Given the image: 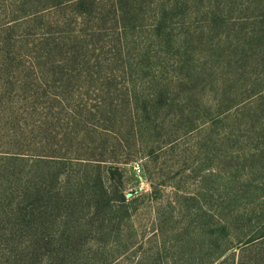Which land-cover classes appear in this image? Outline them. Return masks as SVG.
I'll return each mask as SVG.
<instances>
[{"label":"rangeland","instance_id":"1","mask_svg":"<svg viewBox=\"0 0 264 264\" xmlns=\"http://www.w3.org/2000/svg\"><path fill=\"white\" fill-rule=\"evenodd\" d=\"M120 1L0 0V264H264V0Z\"/></svg>","mask_w":264,"mask_h":264},{"label":"trees","instance_id":"2","mask_svg":"<svg viewBox=\"0 0 264 264\" xmlns=\"http://www.w3.org/2000/svg\"><path fill=\"white\" fill-rule=\"evenodd\" d=\"M120 2L123 3V4H126V1H125V0H124V1H120ZM96 182H98L99 189H102V191H103V189H104V191H105V187L103 186V181L101 180L100 177H98V179H97ZM94 197H95V195H91V197H90V201H89V203H88L90 209L98 204V203H97V204H96V203H93L94 201H91V200H93ZM102 197H103V196H102ZM80 198H82V197H80ZM101 202L105 203L106 205L108 204V201L106 200V197H105V192H104V199H102ZM95 204H96V205H95ZM108 206H109V205H108ZM262 236H264V234H262ZM250 241H252V239L249 240L248 242H250ZM237 264H240V263L237 262Z\"/></svg>","mask_w":264,"mask_h":264}]
</instances>
